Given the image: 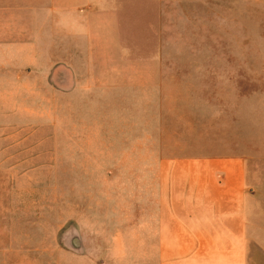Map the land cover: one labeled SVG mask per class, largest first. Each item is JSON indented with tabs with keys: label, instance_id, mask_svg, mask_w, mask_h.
<instances>
[{
	"label": "rangeland",
	"instance_id": "rangeland-1",
	"mask_svg": "<svg viewBox=\"0 0 264 264\" xmlns=\"http://www.w3.org/2000/svg\"><path fill=\"white\" fill-rule=\"evenodd\" d=\"M11 2L0 264L155 263L160 184L166 199L171 168L193 159L243 156L264 194V0H101L78 15Z\"/></svg>",
	"mask_w": 264,
	"mask_h": 264
},
{
	"label": "crops",
	"instance_id": "crops-1",
	"mask_svg": "<svg viewBox=\"0 0 264 264\" xmlns=\"http://www.w3.org/2000/svg\"><path fill=\"white\" fill-rule=\"evenodd\" d=\"M100 1L15 0L8 13L78 15ZM247 168L238 155L172 167L167 198L162 182L158 219L146 230L157 240L151 264H264V194L248 181Z\"/></svg>",
	"mask_w": 264,
	"mask_h": 264
}]
</instances>
